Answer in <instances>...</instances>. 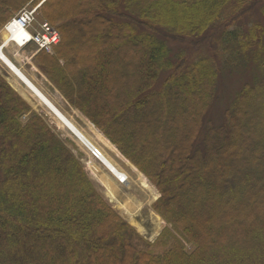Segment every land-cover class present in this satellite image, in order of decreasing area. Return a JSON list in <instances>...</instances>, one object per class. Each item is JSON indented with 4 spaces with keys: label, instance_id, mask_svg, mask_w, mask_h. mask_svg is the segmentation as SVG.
Listing matches in <instances>:
<instances>
[{
    "label": "trees",
    "instance_id": "trees-1",
    "mask_svg": "<svg viewBox=\"0 0 264 264\" xmlns=\"http://www.w3.org/2000/svg\"><path fill=\"white\" fill-rule=\"evenodd\" d=\"M29 1L0 0V28ZM37 13L59 42L35 64L156 187L168 226L154 243L136 233L39 115L22 122L29 108L0 76V264H264V78L195 147L214 59L173 67L164 43L218 40L238 58L264 46V24L230 29L264 18V0H46Z\"/></svg>",
    "mask_w": 264,
    "mask_h": 264
},
{
    "label": "rangeland",
    "instance_id": "rangeland-1",
    "mask_svg": "<svg viewBox=\"0 0 264 264\" xmlns=\"http://www.w3.org/2000/svg\"><path fill=\"white\" fill-rule=\"evenodd\" d=\"M29 1L26 3L22 8H28L29 6H34L36 4H42L44 1L38 0ZM35 2V3H34ZM19 12V11H18ZM14 14L11 16L13 17ZM9 17V19L11 18ZM261 20V23L264 24V18L259 16L258 13H255L251 17H246L243 22H239L235 26H232L230 30L239 29L244 30L246 26H249L255 19ZM39 22H44V20L40 17L39 13L35 15V23L34 26L39 24ZM2 28H0V42L3 38ZM79 34L77 37L74 38V42L77 45H82L83 51L86 49L84 46L87 44L85 41H81L78 39ZM165 45L168 48V57L172 66L178 64L180 58H186L190 60H199L201 58H213L214 59V67L217 71V80H216V88L212 102L209 105L207 113L204 117L203 127L199 133L197 141L195 142V147H200L202 143V138L204 136V132L208 125L212 126H219L223 124L224 121V113L225 111L231 106L232 102L234 101L237 92L242 88L244 84L253 83L256 80L264 78V46L255 47L249 49L246 54L240 55L238 58H232L230 49L226 47L225 44L220 45L218 40H213V42H207L205 46L201 48V50L193 51L191 45L189 43H181L176 41L165 40ZM34 46H29L24 50L17 51L12 47L6 49V53L11 60V62L21 70L25 72V74L45 93L53 102L54 104L66 115L68 116L97 146L99 150H105L104 152L113 160V162L121 168L128 170V165L125 164L122 159L118 158L112 152L105 149L101 143L95 139L94 137V129L90 128L91 124L88 119L80 113L77 109H75L62 95L61 93L55 88L53 83L47 78V76L40 71L37 65L34 62ZM81 50V51H82ZM82 51V52H83ZM50 55L54 54V51L48 53ZM84 55V52L82 53ZM230 61V62H227ZM172 69L165 70L161 74H159L157 81L154 87L151 90H158L160 89L163 79L170 74ZM0 76L2 79L9 85V87L14 90L20 98L24 101L25 105L29 108L28 113L22 115L21 120L24 123L27 120V117L30 113H35L39 115L42 120L46 123V125L50 128V130L56 135L58 139L61 140L65 144V146L69 149V151L74 155V157L79 162L81 168L83 169L84 173L86 174L89 182L91 183L94 190L98 193V195L103 199V201L113 210L115 211L121 219H123L129 226H131L136 233H138L143 239L150 243H154L157 238L159 237L162 230L167 227L168 225L166 222L153 210L152 205L154 202L160 197V194L156 187L146 178L136 167L132 165L138 173H140L147 183L156 191L157 196L151 202L146 209L149 212H152L155 216L159 217L162 220L163 225L159 229L158 233L154 237H147L139 233V231L131 225L127 219L120 213V210L117 208L116 204L111 202L104 193L100 190L98 185L92 179L90 174L88 164L89 162H97V160L91 155L90 152L81 148L75 139L64 129H62L53 119V117L44 109L42 108H34L24 97L23 95L15 90L8 79L10 78V73L7 71L6 67L0 61ZM92 125V124H91ZM93 126V125H92ZM94 127V126H93ZM95 128V127H94ZM96 129V128H95ZM99 131L98 129H96ZM100 132V131H99ZM101 133V132H100ZM102 134V133H101ZM103 135V134H102ZM110 143V142H109ZM112 145V144H111ZM115 147V146H114ZM117 150V149H116ZM118 151V150H117ZM122 156V155H121ZM115 185V184H114ZM119 194H130L125 191L124 188H117ZM137 222H139L137 220ZM185 248L187 251L192 250L190 244H186ZM160 251V250H158ZM156 251V252H158Z\"/></svg>",
    "mask_w": 264,
    "mask_h": 264
},
{
    "label": "bare ground",
    "instance_id": "bare-ground-1",
    "mask_svg": "<svg viewBox=\"0 0 264 264\" xmlns=\"http://www.w3.org/2000/svg\"><path fill=\"white\" fill-rule=\"evenodd\" d=\"M15 38H20V32L14 25L8 28ZM6 31V30H5ZM3 37L6 38V32ZM1 63L10 73L8 81L11 86L19 91L23 97L34 107L46 110L55 120V122L65 131H67L77 142V144L91 153L97 150V162H89L88 168L92 179L98 185L104 195L120 210V213L133 225L139 233L147 237H154L163 222L159 217L149 212L147 206L156 198V191L147 183L145 178L130 165L116 148L94 129V137L108 151L115 154L116 157L128 165V170L116 165L113 160L103 151L99 150L93 141L68 117L54 102L25 74L23 70L16 67L11 60L0 51ZM115 184V185H114ZM117 188H124L127 193L119 194ZM137 220L139 222H137Z\"/></svg>",
    "mask_w": 264,
    "mask_h": 264
},
{
    "label": "built area",
    "instance_id": "built-area-1",
    "mask_svg": "<svg viewBox=\"0 0 264 264\" xmlns=\"http://www.w3.org/2000/svg\"><path fill=\"white\" fill-rule=\"evenodd\" d=\"M38 5L33 8L22 9L15 17H13L5 26L8 33L7 40L0 44V51L8 43L17 48H25L33 44L37 51L45 50L51 52L52 47L59 41V36L54 27L44 22L38 25L37 28H32L34 16ZM14 25L20 32V38H15L12 32L8 30L10 26ZM94 156L98 155L96 150L92 151Z\"/></svg>",
    "mask_w": 264,
    "mask_h": 264
}]
</instances>
